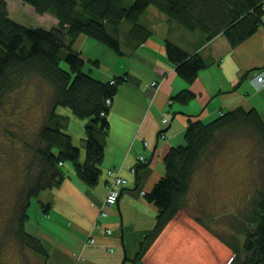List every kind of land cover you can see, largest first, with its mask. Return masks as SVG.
<instances>
[{
  "label": "trees",
  "instance_id": "1",
  "mask_svg": "<svg viewBox=\"0 0 264 264\" xmlns=\"http://www.w3.org/2000/svg\"><path fill=\"white\" fill-rule=\"evenodd\" d=\"M22 1L38 13L53 14L57 23L51 27L26 25L11 16L6 0H0V113L15 106L19 99L15 94L32 83L42 81L48 90L42 99L41 119L31 130L32 137H21L27 156L22 165L23 179L12 202L16 223L9 219V227H13L10 232L14 240L34 251L42 264H49V251L43 239L28 227L31 201L41 191L52 189L64 180L67 162L85 184L95 186L99 182L110 127L108 114L119 84L126 79L121 75L104 81L87 72L83 53L74 47L76 37L85 34L122 54V37L127 47L135 48L153 33L141 20L153 6L185 28L200 31L207 39L221 33L234 46L254 33L262 22L264 0ZM166 51L176 64L177 73L189 83L209 63L199 53L191 55L171 40L166 42ZM195 96L194 91L185 88L173 100L187 103ZM59 107L69 108L73 115L86 119L83 160L80 147L74 144L67 130L70 116L60 112ZM19 116V122H11L23 127L25 113ZM17 133L9 128L10 136L18 137ZM240 135H254L264 147V118L255 108H236L207 123L196 115L189 117L185 143L170 147L163 159L165 173L150 191H143L157 214L154 227L139 243L134 264H143L153 242L185 210L198 170L207 160L215 158L232 137ZM260 149L253 148V157L255 163L262 160L263 173L256 179L249 204L234 227L238 234L225 240L234 252L229 264H264V148ZM137 164L139 173L147 162L138 159ZM41 206L43 211H48V203L42 201ZM200 218L201 224L208 225Z\"/></svg>",
  "mask_w": 264,
  "mask_h": 264
},
{
  "label": "crops",
  "instance_id": "2",
  "mask_svg": "<svg viewBox=\"0 0 264 264\" xmlns=\"http://www.w3.org/2000/svg\"><path fill=\"white\" fill-rule=\"evenodd\" d=\"M141 20L153 33L135 48L127 47L122 37V54L85 34L75 39L74 47L83 53L85 69L92 76L104 81L121 75L126 79L119 84L108 114L110 127L99 182L95 186L85 184L66 163L69 169L64 180L46 191L47 201L43 202L49 204L48 211L39 214L40 222H29V230L43 239L49 251V264H76L80 253L83 264H134L139 243L154 227L157 214L142 192L150 191L165 173L163 159L170 147L185 143L189 117L196 115L207 123L236 108H255L264 118V85L254 79V72L264 69V13L256 31L234 46L221 33L207 39L153 6ZM168 40L209 62L192 83L177 73L176 64L169 59ZM185 88L196 96L187 103L173 100ZM165 117L169 120L164 123ZM161 130L166 137H160ZM81 154L83 160L85 154ZM139 155L145 156L147 165L132 173ZM109 168H116L128 180L113 205L104 202ZM102 206L107 216L100 215ZM183 211L150 246L145 263L159 264L163 254L162 245H158L176 229ZM97 219L101 226L95 225ZM106 227L113 228L111 234ZM178 227L179 232L184 230ZM90 233L95 242L85 244ZM175 240L182 248L181 236Z\"/></svg>",
  "mask_w": 264,
  "mask_h": 264
},
{
  "label": "rangeland",
  "instance_id": "3",
  "mask_svg": "<svg viewBox=\"0 0 264 264\" xmlns=\"http://www.w3.org/2000/svg\"><path fill=\"white\" fill-rule=\"evenodd\" d=\"M6 1L11 16L26 25L51 27L57 23L53 14L38 13L33 6L22 0ZM85 68L87 69V66ZM32 86L36 87L34 91ZM32 86L29 85L28 88L25 87L16 93L15 98L18 99L19 96L17 102L15 101L17 104L0 113V264H42V259L34 251L14 240L10 232L13 231V227H9V219L16 223L12 202L23 179L22 165L27 156L26 146L21 141V137H32L31 130L41 119L44 110L42 99L44 100L48 94L47 85L42 81L40 84L32 83ZM59 111L72 117L67 130L71 131L74 144L80 147L81 153H85L82 136L86 119L73 115L69 108L59 107ZM21 113H25L22 117L25 118L23 127L11 122H19ZM165 118H167L165 122H168L169 118ZM9 128L16 129L19 132L18 137L10 136ZM159 135L166 137L163 130ZM254 147L264 148L259 138L254 135L232 137L215 158L207 160L198 170L193 180L189 203L182 213L183 216L175 223L176 229H172L168 239L158 242V246L162 245L161 254H163L158 260L159 264H229L232 261L234 252L225 240H230L238 234L234 227L240 222L245 206L249 204L252 188L257 184L256 179L260 172L263 173L262 160L261 163L254 161ZM67 165L73 166L70 162H67ZM110 170L116 168L108 169L112 181V177L115 176L111 175ZM130 171L136 173L135 165ZM127 182L128 180L123 185H119V190ZM47 190L41 191L31 201L29 212L32 223L40 222L38 216L43 215L41 202L47 201L45 199ZM103 210L107 212L104 206L100 212ZM199 218L205 220V224L208 223L209 226L201 224ZM41 223L45 225V222ZM178 226L183 227L184 230L179 232ZM105 230L111 234L113 228L106 227ZM177 230L178 232L175 233ZM178 235L182 239V248L176 246L179 245L175 240ZM91 237L94 238L90 233L85 244H93L90 242ZM194 244L196 247H192ZM142 262L147 264L145 263L147 261Z\"/></svg>",
  "mask_w": 264,
  "mask_h": 264
},
{
  "label": "built area",
  "instance_id": "4",
  "mask_svg": "<svg viewBox=\"0 0 264 264\" xmlns=\"http://www.w3.org/2000/svg\"><path fill=\"white\" fill-rule=\"evenodd\" d=\"M254 79L256 80V82L263 86L264 85V69H260V70H257L256 72H254ZM153 84H156V81L153 82ZM163 121H167V118H164ZM146 144V142H145ZM138 159L140 161H145V156L144 155H139ZM135 169H133L132 171L134 172ZM112 171L111 172V175H114L115 177H112V181L111 183L109 184V187H108V192H107V195L104 199V202L107 203V204H114L117 202L118 198H119V194H120V190L118 188V186L120 185H123V183H125L127 181V179L125 177H123L122 175L120 176V173L117 172V170H110ZM144 193V192H143ZM100 215L101 216H107V212L105 210H103L102 212H100ZM95 225L96 226H101V222L99 220H97L95 222ZM109 232H111V230H109ZM95 239L94 238H90V242H93L94 243ZM78 261H77V264H83V257H82V254L80 253L78 255Z\"/></svg>",
  "mask_w": 264,
  "mask_h": 264
}]
</instances>
